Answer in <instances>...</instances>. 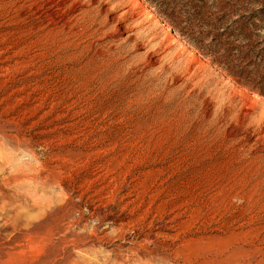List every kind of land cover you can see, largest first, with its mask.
Segmentation results:
<instances>
[{"label":"rangeland","instance_id":"374dc122","mask_svg":"<svg viewBox=\"0 0 264 264\" xmlns=\"http://www.w3.org/2000/svg\"><path fill=\"white\" fill-rule=\"evenodd\" d=\"M263 39L264 0H0V264H264Z\"/></svg>","mask_w":264,"mask_h":264},{"label":"trees","instance_id":"16d2710c","mask_svg":"<svg viewBox=\"0 0 264 264\" xmlns=\"http://www.w3.org/2000/svg\"><path fill=\"white\" fill-rule=\"evenodd\" d=\"M242 17H245V16H242ZM251 17V16H250ZM253 17V16H252ZM250 36H253L252 34L250 35ZM263 41H264V39H263ZM263 41H261V42H263Z\"/></svg>","mask_w":264,"mask_h":264},{"label":"bare ground","instance_id":"6f19581e","mask_svg":"<svg viewBox=\"0 0 264 264\" xmlns=\"http://www.w3.org/2000/svg\"><path fill=\"white\" fill-rule=\"evenodd\" d=\"M200 54V53H199Z\"/></svg>","mask_w":264,"mask_h":264}]
</instances>
